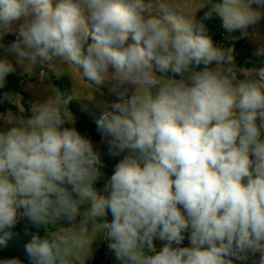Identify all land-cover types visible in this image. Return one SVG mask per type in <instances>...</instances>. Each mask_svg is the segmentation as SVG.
Segmentation results:
<instances>
[{"label": "clouds", "instance_id": "1", "mask_svg": "<svg viewBox=\"0 0 264 264\" xmlns=\"http://www.w3.org/2000/svg\"><path fill=\"white\" fill-rule=\"evenodd\" d=\"M156 3L163 17L145 0H0L7 55L29 68L59 61L95 91L105 80L122 95L134 90L97 101L101 142L109 155L128 153L102 189L99 152L64 126L74 121L60 93L31 118L0 114V233L25 218L45 226L46 238L26 245L35 264H83L100 235L125 264H234L249 252L264 264V68L237 78L233 48L214 46L195 19L203 3L191 15ZM262 10L264 0H222L204 19L214 12L228 33L239 31L234 39L264 41L254 28ZM13 22L18 38L4 43ZM169 69L184 78L156 74ZM13 72L0 60V87ZM184 232L188 247L179 246ZM154 239L166 242L160 251Z\"/></svg>", "mask_w": 264, "mask_h": 264}, {"label": "rangeland", "instance_id": "2", "mask_svg": "<svg viewBox=\"0 0 264 264\" xmlns=\"http://www.w3.org/2000/svg\"><path fill=\"white\" fill-rule=\"evenodd\" d=\"M199 2L203 3L205 5L204 7H210L212 9L215 4L222 3L216 0H169V3L176 5L177 7L187 12L189 15L194 13L196 8L199 7ZM146 3L152 5V9H151L152 14L162 17L165 15V13L158 8L156 0H146ZM261 21L262 22H259V24L254 26V28L258 30L259 36L264 38V19H262ZM18 27H19L18 22H13L12 33L16 37V39L18 38ZM246 37L252 43L254 53L257 55H261L258 54V50L261 47V43L264 41L258 40L251 36H246ZM12 41L14 40L11 39L8 35L4 39V43H10ZM5 59H7L10 63H12L13 67L15 68V72L21 75H27L28 77L27 81H25V83L21 87V92L16 96L13 102V109L9 110L16 115H22L25 112L24 103L29 105L30 112L34 114L33 111L34 106L37 103H42L43 101H45L49 96L53 94V91H56L61 94L59 87L54 83V80L60 77H66L69 79L74 97L77 98L82 103L85 111H87L90 115L94 116L95 118H102L104 114V109L97 106V101L106 100L109 102H121L127 96L132 95V92L134 91L133 89H130L127 95H122L123 89L117 87L114 82L108 80H105L103 83L99 85H94V87L97 89V91H95L93 86L89 82L85 81L81 77L79 71L73 67L63 66L60 65L59 61H53L50 64H46L44 66H35L29 68L26 64L18 62L14 56L7 55L4 49L0 48V60H5ZM192 67L195 68L196 70H201L203 68V65L199 66L198 68L195 65H193ZM212 67H215V64H213ZM236 69H237V73L243 76L244 77L243 79H245V76L240 71L241 69H239L238 67H236ZM246 70L251 71L254 69H246ZM256 72H258V70H256ZM156 74L158 76H162L165 78H175V79L184 78L180 74L173 73L170 69L166 72L157 71ZM250 78L258 79V76H256L255 73H253ZM24 117L31 118L28 116H24ZM64 126L72 127L73 124H69L66 122ZM262 138H264V136H262ZM92 142L94 144L95 149L99 152V157H100V164L98 165L99 168L100 167L109 168L105 160H108L110 162L120 159L122 160L125 157V155L128 154L126 151L125 153H121L118 156H112L109 155L108 153L107 145L102 143L101 140L92 141ZM102 174H103L102 177L97 181L98 183H101V186L97 189H102L105 186L106 181L111 177V175L107 173H102ZM184 233H187L188 236L190 235L189 232H184ZM109 242L110 241L106 240L103 235L98 236L97 239L91 245L90 254L83 259V264H93V259L96 256H98L99 251H101L104 256L103 264H125L124 261L118 260L116 258L114 251L108 248ZM164 243L165 242H161L158 239H154L153 241L154 250L160 251ZM188 246H190V241L187 247ZM145 252L147 254H153V250L147 247L145 248ZM245 256L251 257L257 263H259L258 254L254 256L249 252L245 254ZM70 264H81V261L76 258H72Z\"/></svg>", "mask_w": 264, "mask_h": 264}, {"label": "trees", "instance_id": "3", "mask_svg": "<svg viewBox=\"0 0 264 264\" xmlns=\"http://www.w3.org/2000/svg\"><path fill=\"white\" fill-rule=\"evenodd\" d=\"M216 1L222 2V0ZM210 11H212V8L210 7H204L198 10L196 12L195 19L205 24L207 28V35L211 37L214 46L233 48L235 66L239 69L259 70L264 68V55H257L254 53L253 45L246 36L234 39V37H240L239 31L228 33L222 27L221 19L214 12L210 18L204 19L205 13ZM152 15L162 17L154 14ZM8 36L11 39L16 40L13 33H10ZM27 78V75H21L17 72H13L6 77L4 86L0 87V113H5L13 109V102L16 96L21 92V87L25 81H27ZM237 78L243 79L244 77L237 73ZM54 83L59 87L61 95L69 101L66 107L73 116V126L80 133L90 138L91 141L101 140V134L97 131V122L101 118H95L85 111L82 103L74 97L69 79L66 77H60L55 79ZM130 96L131 95L127 96L125 99L130 98ZM24 108L25 112L22 116L32 117L34 115L30 112L29 105L26 103H24ZM109 110L112 111V109ZM120 160H115L113 162L105 160L109 168L100 167L99 169L102 173L112 175L116 164H118ZM94 186L99 188L101 183L97 182ZM105 219L109 222L113 219L110 210L107 212ZM7 231L9 233L7 236H5L4 233H0V237L4 238L3 243H0V264H2L3 261L13 258L21 261V264H35L26 252V245L33 241V237H39V241L46 238L47 232L45 226H35L27 218H25L20 220L15 227L8 229ZM183 235L184 239L179 246L187 247L189 243V236L187 233H183ZM233 259L234 264H259L251 257L245 255L240 259ZM103 262L104 256L102 252L99 251L98 256L93 259V264H103Z\"/></svg>", "mask_w": 264, "mask_h": 264}]
</instances>
